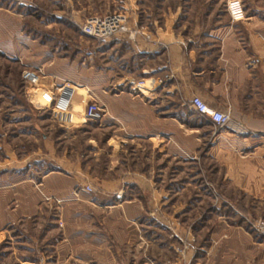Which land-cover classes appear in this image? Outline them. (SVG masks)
<instances>
[{
    "label": "crops",
    "instance_id": "crops-1",
    "mask_svg": "<svg viewBox=\"0 0 264 264\" xmlns=\"http://www.w3.org/2000/svg\"><path fill=\"white\" fill-rule=\"evenodd\" d=\"M225 2L126 3L131 23L144 26L150 39L124 40L117 52L126 72L117 85L138 80L131 90L101 95L95 125L109 130L86 135L83 152L54 150L53 169L0 186V264H160L141 251V194L165 204L174 189L163 186L166 164L155 173L142 158L149 160L151 148L171 159L174 144L184 152L189 130L181 110L192 95L230 114L208 150L234 184L221 190L243 192L250 207L264 198V10L243 7V18L233 20ZM217 225L212 244L192 263L264 264L263 240L222 219Z\"/></svg>",
    "mask_w": 264,
    "mask_h": 264
},
{
    "label": "rangeland",
    "instance_id": "rangeland-1",
    "mask_svg": "<svg viewBox=\"0 0 264 264\" xmlns=\"http://www.w3.org/2000/svg\"><path fill=\"white\" fill-rule=\"evenodd\" d=\"M129 1L0 0V186H8L16 179L27 182L30 177L41 176L53 169L54 150L78 147L83 152L86 135L109 130L96 128L95 122L100 117L83 122L88 101L85 89L101 105L102 94L131 90L138 78L117 85L122 81L119 75L126 72L117 51L128 38L96 40L84 35L80 26L93 14L126 11L123 7ZM134 1L143 7L151 4L152 8L182 3V0ZM239 2L242 9L264 10V0ZM115 42L119 43L114 45ZM32 68H41L47 75L39 86L45 87L47 83L46 87L50 86V74L57 76V84L68 80L77 85L74 97L82 96L73 97L69 110L72 122H60L49 107L37 103V100L43 102L40 90L22 78L23 71ZM181 112L189 130L188 136L183 134L184 152L174 144L171 159H159L158 151L151 148L145 151L149 160L142 158L144 169L151 163L155 173L160 165L166 164L167 180L163 186L174 189L165 204L155 194H141L140 232L144 240L141 251L150 257L156 255L160 264H175L178 255L175 248L182 244L187 245L186 264H196L192 263L195 253L210 247L211 233L220 219L224 226H238L256 240L264 241V235L253 226L256 221L264 220V198L250 207L243 192L221 190L219 186L234 184L224 180L223 160L208 155L210 136L220 130L186 106ZM198 134L205 138L198 140Z\"/></svg>",
    "mask_w": 264,
    "mask_h": 264
},
{
    "label": "built area",
    "instance_id": "built-area-1",
    "mask_svg": "<svg viewBox=\"0 0 264 264\" xmlns=\"http://www.w3.org/2000/svg\"><path fill=\"white\" fill-rule=\"evenodd\" d=\"M228 12L233 20L241 19L244 11L239 0H229L227 6ZM81 31L84 35L101 41H106L117 36H125L129 40H135L137 36H144L150 39V33L137 24H132L130 17L125 11L117 10L106 14H93L87 16L81 23ZM47 76L41 68L26 69L22 73V78L28 84L37 86L40 90L39 96L43 102L37 100V103L47 106L60 122L69 123L73 121L70 108L74 94L76 93L75 83L64 80L57 84V76L50 74V86H39L40 80ZM142 81L138 83L137 90L142 92ZM88 101L83 110V120L95 119L103 111V106L96 100L95 95L87 88L85 89ZM187 106L199 116L211 123L215 129H222L230 123V114L228 112L212 109L200 96L192 95L186 102ZM85 190L92 191L90 184L84 186ZM253 226L257 231L264 235V220L256 221ZM187 245L182 244L175 248L178 254L175 264H186Z\"/></svg>",
    "mask_w": 264,
    "mask_h": 264
},
{
    "label": "trees",
    "instance_id": "trees-1",
    "mask_svg": "<svg viewBox=\"0 0 264 264\" xmlns=\"http://www.w3.org/2000/svg\"><path fill=\"white\" fill-rule=\"evenodd\" d=\"M122 42H123V43H122V47H120V48H122V49H123V48H124V46H126V44H127V43H125L124 41H122ZM120 45H121V43H120ZM192 113H193V114H196V115H198V114H197V113H195V112H192Z\"/></svg>",
    "mask_w": 264,
    "mask_h": 264
}]
</instances>
